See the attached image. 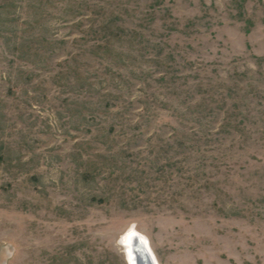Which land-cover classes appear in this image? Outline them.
<instances>
[{
    "label": "rangeland",
    "instance_id": "obj_1",
    "mask_svg": "<svg viewBox=\"0 0 264 264\" xmlns=\"http://www.w3.org/2000/svg\"><path fill=\"white\" fill-rule=\"evenodd\" d=\"M264 264V0H0V264Z\"/></svg>",
    "mask_w": 264,
    "mask_h": 264
},
{
    "label": "bare ground",
    "instance_id": "obj_2",
    "mask_svg": "<svg viewBox=\"0 0 264 264\" xmlns=\"http://www.w3.org/2000/svg\"><path fill=\"white\" fill-rule=\"evenodd\" d=\"M137 239L139 242H141L145 249H147L154 257V263H157V259L153 254L152 249L150 248L149 244H148V238H146V236L141 235L139 232H137L133 226L129 227L127 230H125L120 238V242H122L123 247L125 249V258L127 263L129 262L130 264H134V256H133V252L131 251L132 248V242Z\"/></svg>",
    "mask_w": 264,
    "mask_h": 264
},
{
    "label": "water",
    "instance_id": "obj_3",
    "mask_svg": "<svg viewBox=\"0 0 264 264\" xmlns=\"http://www.w3.org/2000/svg\"><path fill=\"white\" fill-rule=\"evenodd\" d=\"M131 251L134 256V264H155L153 255L137 239L132 242ZM128 264L130 263L128 262Z\"/></svg>",
    "mask_w": 264,
    "mask_h": 264
}]
</instances>
